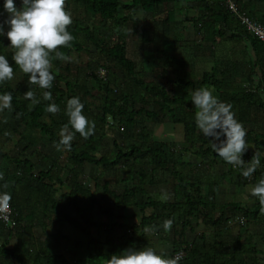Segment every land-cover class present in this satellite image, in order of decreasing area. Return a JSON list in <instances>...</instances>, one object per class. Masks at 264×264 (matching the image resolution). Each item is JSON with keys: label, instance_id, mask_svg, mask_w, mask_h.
Wrapping results in <instances>:
<instances>
[{"label": "trees", "instance_id": "obj_1", "mask_svg": "<svg viewBox=\"0 0 264 264\" xmlns=\"http://www.w3.org/2000/svg\"><path fill=\"white\" fill-rule=\"evenodd\" d=\"M183 1L129 0L124 3L121 0H65L66 9L69 10L71 7L82 9L86 18L84 22L73 20L67 26L74 39L67 46H57L56 53L58 51L69 57L72 51L82 52L84 44L90 43L101 55L100 70L104 71L108 77L110 76V79L116 78L117 72L122 77L119 85L113 86L112 80H103L97 75L91 74L90 77L98 90L97 95H93L85 83L69 81L63 71L69 72L70 69L67 67L69 59H62L56 54L54 56L55 66L60 73L54 74L55 79L50 89L40 88L29 80L30 74L23 73V79L29 87L28 90L35 92L39 103L32 105L28 98L19 99L10 86V80L0 82V93L11 92L13 96L12 106L8 108L12 119V129L10 130L13 133L24 127L27 131L45 138L48 144L56 145L60 138L56 137L53 128L68 124L66 105L67 100L73 96L80 97L84 103L82 111L90 120L95 121V131L87 138L82 137L69 125L70 130L74 132V138L71 148H64L67 153L66 162L64 164L54 162L48 170L35 171V165L29 159L4 152L3 141L0 138V172L3 173V176L0 177V191L9 192L12 195L10 209L15 222L13 227L3 226L0 222V231L8 230L7 240L0 245V261L6 264H100L113 254L133 248L136 243L134 228L124 226L126 233L115 242L109 239L103 243L91 241L92 246L89 248L92 247V249L88 255L71 253L70 259H67L61 254L48 252L45 244L34 236L33 228L38 224L42 230H45L44 222L49 218H55L57 224H67L84 234H87L92 228L108 227V225L92 221V215L98 202L93 198L90 189L78 182L83 174V166L92 165L103 170H110L120 163L126 166L138 163L146 166V170L137 173L140 184L125 187L120 194L111 192L108 189V184L101 183L97 177L92 178L93 183L95 187L102 188V196L108 195L116 207H133L139 210L143 215L140 219L142 230L153 227L159 222L163 224L166 219H172L173 224L170 231L173 240L171 245L174 248L179 245L185 246V251L189 253L190 264H256L253 257H250L247 262L239 259L240 250L237 238L228 245L224 243L223 238L229 229L227 225L235 217L241 216L248 222H253L256 219L263 220L264 211L261 208L264 203H261L258 197L255 196L251 209L247 205L236 203L216 205L215 194L219 185L214 182L210 183L212 186L205 194L203 188H206L209 182L200 177L196 178V182H185L178 170L181 163H178L174 156L166 151V146L163 143L147 142L149 144L136 145L137 143H134L136 141L131 139L134 144L127 152H118L113 157L104 155L99 159L94 155L103 145L113 124L133 127L135 119L144 116L151 122L168 119L173 124H182L185 144L193 147L195 138L198 136L200 147L196 153L197 156L215 157L217 154L209 143L210 139L200 134V130L195 124L193 110L195 106L191 102V94L199 86L213 88L222 101L231 103L232 111L235 112L237 119L243 125L251 120L258 122L262 115L264 117V72L262 70L263 63L260 60L264 55V43L250 36L244 26L233 18V15L222 3L201 0V15L198 18H186L185 21L191 23L196 34H209L213 40L218 38L226 42H243L253 52V59L249 61V64L257 78L254 77L250 80L249 90L243 92L225 89V77L216 70L203 73L198 79L192 81L185 79L187 62L178 59L177 51L184 48L186 44L175 32L179 23H177L174 13L165 10L167 6ZM2 5L3 0H0V16L6 18L7 13ZM234 5L239 12L255 19L251 13L238 7L236 2ZM138 7L143 13L153 16H160L165 11V18L162 20L163 29L159 33V38L155 32L150 33L147 28L139 29L137 27L133 29L130 36L132 39H137L135 40L137 49L141 50V53L144 45L151 44L153 46L155 65L163 73L168 69L174 71L171 76V90L166 86L146 82L139 78L135 72V61L127 53V37L121 32L109 33L107 40H103L98 33L101 25L113 26L117 24V28H122L123 23L127 20L122 18L119 21L120 12L131 13ZM8 44V39H4L0 35V53L8 56L14 73H16L19 66L12 60L15 49L7 47ZM64 63L65 66L61 67V64L64 65ZM61 85L64 87L62 88ZM132 86L138 87L140 91L145 92V95L136 99L131 91ZM45 91L52 93V100L44 98ZM89 100L95 101V103L92 104ZM52 102L59 105L60 111L56 113L47 111L46 106ZM137 103L142 104L143 108L135 110ZM148 105H152V111L144 109ZM45 118H48L51 124H47ZM0 127L2 128L0 134H2L6 130L5 128L10 127V124L5 123ZM260 140L264 142V135H256L252 131H247L246 141L253 146V152L243 154L244 161H250L254 153L262 151ZM35 155L43 161V157L38 151ZM232 168L235 169L236 166ZM240 170L237 174L240 182L237 181L234 185L256 184L264 177V158L252 175L245 177L242 171L240 174ZM231 172L230 168L222 174V180L228 177L232 178ZM144 181L150 186L169 185L173 199L163 202L148 197ZM55 185H66L70 189V192L64 194L63 198L67 203L68 210L75 212L84 222L83 224L71 220L67 213L62 212L61 202L56 198ZM146 210H152L153 213L144 216ZM101 212L106 215L108 223L112 224V212L110 210H101ZM190 218L200 220L206 231L211 233L212 243L205 240L204 234L200 236L202 242L199 244L193 243L190 247L185 242V233L193 232V228L189 224ZM52 239L56 241L64 238L57 233L52 235ZM139 246L137 249L149 247L144 242H141ZM84 248L86 250V247ZM183 262L179 264H183Z\"/></svg>", "mask_w": 264, "mask_h": 264}, {"label": "rangeland", "instance_id": "obj_2", "mask_svg": "<svg viewBox=\"0 0 264 264\" xmlns=\"http://www.w3.org/2000/svg\"><path fill=\"white\" fill-rule=\"evenodd\" d=\"M128 1L129 0H121V2L124 3H127ZM212 1L222 3L225 8H227L226 0ZM16 2L17 7H19L20 0H16ZM200 3L201 0H184L182 3L171 4L165 8L166 11H172L174 13V17L178 21L177 23H179L177 28H175V32L184 44H186L184 48L177 51L178 59L188 61L192 59V56H195L197 59L196 64H191L192 72L189 76H185V79L187 81L198 79L203 70L209 73L210 68H213L225 77V89L234 92L249 90L250 80H252L254 76L249 64V61L253 59L249 48H247L242 42H226L218 38L213 40L209 34H196L191 23L185 21L186 18H198V16L201 15L202 8ZM70 11L72 13V21L78 20L84 22L86 17L82 9L71 7ZM122 18L127 20V22H124V25L121 24L122 28L120 29L117 28V24H114L113 26L107 24L99 27L98 33L101 35L102 39L107 40L109 38V33L111 32H121L122 35L127 37V53L128 56L135 61V72L139 78L146 82H153L155 84L157 83L159 85L166 86L167 89L171 90V76L174 74V71L172 69H168L165 73H163L161 69L155 65V53L153 46L151 44L144 45L142 49L143 52L141 53V50L137 49L135 41L137 39H132L130 36L133 29L137 27L139 29H149L150 33L155 32L159 38V33L161 32V29H163L162 20L165 18V11L160 16H153L152 14L143 13L141 8L138 7L131 13L120 12L118 17L119 21ZM4 19L5 18L0 16V22L4 21ZM1 36L4 37V39L7 38L6 36ZM85 45L88 50H83L82 52L72 51L69 55L71 59H69L67 67L70 70L69 72L67 70H63L65 71L64 75L68 77L69 81L85 83L93 95H97L98 90L90 77L91 74L97 75L103 80H112L111 83L113 86L119 85L120 81H122L121 75L117 72V77L110 79V76L108 77L104 71L100 70V67L102 66L101 55L96 52L94 48L90 47V43H86L84 46ZM55 54L56 50H52L50 55L52 67L50 70L54 74L60 73L55 66ZM64 66L65 63L64 65L61 64V67ZM23 73L24 72H22V70L18 67L17 72L14 73L13 78L10 80V86L15 91L19 99L26 98L24 93L29 88L28 84L23 79ZM61 87L63 88L64 86L61 85ZM200 87L205 86H199L198 88ZM207 88L212 89L213 94L218 96L220 99L219 94L213 88ZM131 91L134 93L136 99L145 95V92L140 91L138 87L132 86ZM89 101L92 104L95 103V101ZM96 101L98 103V100ZM141 108H143L142 104L137 103L135 109L139 110ZM144 109L152 111L153 107L152 105H148V107H144ZM193 110L195 112L197 109L194 107ZM45 119L48 121V118ZM5 123L10 124V127L5 128L6 130L0 134V138L3 141V151L12 156H20L21 158L29 159L32 163H34L35 171L45 169L50 159L59 163H63L66 160V154L62 148L58 149L55 145L48 144L45 138L27 131L24 127H21L16 133H13L10 130L12 129V119L8 108L0 111V125ZM175 127L176 125H173L168 119L151 122L144 116L136 118L135 126L133 127H130V125L125 126L113 124L112 130L104 140L101 148H99L100 150L95 153V156L99 159L104 155L113 157L118 152H127L133 144L132 140L136 141L134 142L135 144L137 143L136 145H141L142 143L147 142L163 143L166 146V151L174 156V159L178 163H181L178 170L185 182H196L197 177L209 182V185H207L206 188H203L205 194L212 186L210 183L214 182L217 183V185H222L224 182H228L227 179L222 180L223 176L221 174L224 171L227 172V169L231 168L232 184L239 181L237 174L240 169L241 174V167L226 162L223 158L219 157L216 152L215 153L217 155L215 157L197 156L196 153L200 147V143L197 140L198 136L195 138L194 146L189 147L184 142L182 129H176ZM248 128L250 131L258 135H263L264 119L262 118L261 120H258L257 123L248 126ZM0 129L2 128L0 127ZM199 133L202 134L200 131ZM130 136H132V138H130ZM208 138L211 139L210 137ZM259 143L260 148L262 149V161L264 158V142L260 140ZM36 151H38L43 157V161L40 160V157H36ZM247 153L252 152L248 150ZM233 166H236V168H232ZM86 167L85 176L82 179L84 183L90 184L91 181L94 182L92 178L96 176L99 178L101 183L108 184V189L111 192H115L117 194H120L125 187L139 185L140 181L137 173L141 170H146V166L144 167L138 163L127 166L120 163L110 170H103L92 165ZM143 184L148 197L163 202L173 199L171 197L172 191L169 185L166 184L160 187H150L147 186L146 181H144ZM55 191L56 198L61 202L62 210L68 214L71 220L83 224L84 222L79 218V216L67 208V203L63 198V193L67 191V188H60L59 186H56ZM237 191L240 192L236 193L242 192V190ZM92 194L93 198L98 202V206L95 208L92 215V221L108 225V227L102 226L100 228H92L89 229L87 234H84L73 229L67 224H57L55 218H49L44 222V225H46L45 230H42L40 226V228H34V236L45 244L48 252L61 254L67 259H70L71 253L85 254L86 256L92 249V247L89 248V246H92V244H90L91 241L103 243L105 240L109 239L110 241L115 242L126 233V230L123 228L126 226L134 228L133 233L136 243L133 248L137 249V247H140L139 245L141 242H144L146 246L155 249L158 254L166 257H177L178 264L182 263L184 260L186 262H183V264H190L189 253L185 251V246L179 245V247L177 246L174 248L171 245L173 240L171 234L172 232L170 229L165 230L161 222L153 227L147 228L151 229L150 231L146 229L142 230L140 227V219L143 215L139 212V210L133 207H116L115 203L108 195L101 196L102 194L100 188L93 189ZM234 199L238 200L239 198L234 197ZM101 210H110L112 212V224L108 223L106 215L103 214ZM152 213V210H146L144 212V216H149ZM234 223L236 224V228H232L231 233L237 232V226H239L240 223L239 218L235 217ZM189 224L192 226L193 232L187 231L185 233V242L190 245V247L193 243L199 244L202 242L200 237L202 234L205 235L206 241H209L212 238L211 233L206 231L199 219L190 218ZM227 227L229 226L227 225ZM57 233H59L64 239L56 241L53 240L52 235ZM229 233L230 229L227 230V234ZM7 237L8 230L2 229V231H0V245L7 240ZM84 247H86V250ZM105 261L106 260L100 264H105ZM0 264L6 263L0 261Z\"/></svg>", "mask_w": 264, "mask_h": 264}, {"label": "clouds", "instance_id": "obj_3", "mask_svg": "<svg viewBox=\"0 0 264 264\" xmlns=\"http://www.w3.org/2000/svg\"><path fill=\"white\" fill-rule=\"evenodd\" d=\"M2 7L7 16L0 22V35L7 37V47L15 49L12 60L22 72L30 74L32 83L42 89H50L55 79L50 70L51 51L56 50L57 46L69 45L74 39L67 27L72 23V13L65 8V0H20L19 7L16 0H3ZM56 55L65 60L71 59L58 51ZM13 76L14 70L8 56L0 53V82L11 80ZM43 95L46 100H52L50 91H45ZM24 96L31 100L32 105L40 102L33 90H27ZM12 99L11 92L0 93V111L10 108ZM191 102L197 109L195 124L203 136L211 138L209 143L212 149L226 162L241 167L245 177L252 175L261 164V153H254L248 162L243 160V153L247 150V129L236 118L232 104L220 100L207 87L193 90ZM83 108L84 103L79 96L67 100L69 121L60 129V139L56 142L58 149L71 148L74 132L69 125L84 138L94 133L95 121L84 114ZM46 109L51 113L60 111L55 102L49 103ZM251 192L264 203V177L252 187ZM11 199V193L0 191V210L8 209ZM172 224V219H166L163 228L168 230ZM105 264H178V258L158 254L152 247L127 248L111 255Z\"/></svg>", "mask_w": 264, "mask_h": 264}, {"label": "crops", "instance_id": "obj_4", "mask_svg": "<svg viewBox=\"0 0 264 264\" xmlns=\"http://www.w3.org/2000/svg\"><path fill=\"white\" fill-rule=\"evenodd\" d=\"M233 1H234V3L235 2L237 3L238 7L244 9L247 13H251L252 16L256 20H258L262 25H264V0H233ZM90 47L94 48L92 45ZM84 50H88L86 45L84 46ZM251 54H252V57H253V52L252 51H251ZM191 58H192L191 60H188V61L185 60L187 62L185 74L188 75V76L192 72L191 71V64L192 63L193 64L197 63L196 62L197 61L196 57L193 58V56H192ZM260 60L263 63L262 70L264 72V55L261 56ZM212 70H214V69L210 68L209 73ZM203 73H207V72L203 70L201 72V75ZM254 77H255V75L253 76V78ZM255 78H257V77H255ZM262 118L264 119L263 115L259 118V120H261ZM255 123H257V121H255V120L247 121L244 124V127L247 129V131H250L248 126L254 125ZM47 124H51V121L49 119L47 121ZM173 125H176V127H175L176 129L177 128L178 129H182V131L184 129L182 124H173ZM61 128H62L61 126L53 128L55 130V135L58 138H60L59 132H60ZM108 134H107V136H108ZM256 135H258V134H256ZM51 145H55V144H51ZM250 146H251V149H250ZM246 147H247V150L243 154L247 153L248 150L250 152H253V146L251 144L247 143ZM62 149L64 150V148H62ZM98 150H100V149H98ZM64 152H65V150H64ZM261 152L262 151H260L259 153H261ZM95 153H94V155H95ZM65 154H66V157H67V153L66 152H65ZM54 162L57 163V161H54V160L50 159L48 161V163H47V167L45 168V170L50 169L51 165ZM65 162H66V160L62 164H64ZM245 162H248V161H245ZM86 166H90V165H84L83 166V174L79 178L78 182L80 184H82L84 187L89 188L91 193L93 192V189L100 188L101 189V194H102V188L101 187H95V185H94V183L92 181L90 182V184H87V183H84V181L82 180L83 177L85 176V170L87 169ZM227 170H229V169H227ZM224 173H225V171L222 172L221 174H224ZM227 180H228V182H226V183L224 182L222 185L218 186V190H217V192L215 194V203H216V205L219 206V205H224V204L236 203V204L247 205L249 207V209L253 208V204H254V201H255V196L252 194L251 189H252V187L255 184L248 183V184H245V185L241 184L240 186H236V185L232 184V182H231L232 178L228 177ZM56 186H59L60 188H63V187L67 188V191L65 193H63V195L70 192V189L66 185H63V186L55 185L54 189H56ZM147 186H150L149 183L147 184ZM160 186H162V185L150 186V187H160ZM236 189L237 190H242V192L241 193H236V192H240V191H237ZM221 196H222V199H221ZM234 197L239 198V199L236 200V199H234ZM261 210L264 211V206L261 208ZM62 212H64V211L62 210ZM238 218L240 220V223H239V226H237L238 227L237 228V232L231 233V229L232 228H236V224L234 223V219L235 218H233L228 224V226H229L228 228L230 229V233L227 234L223 238L224 243L228 245V244L232 243L237 238L238 242H239V250H240L239 254H238V257H239L240 260H244L245 262H247L248 259H250V257H253L256 264H264V217H263V220L262 219H259V220L256 219L253 222L252 221L248 222V221H246V219H244L241 216L238 217ZM35 227H39L38 224ZM34 228H33V233H34ZM212 240L213 239L211 238L208 242L212 243ZM252 250L254 251L253 254H252Z\"/></svg>", "mask_w": 264, "mask_h": 264}, {"label": "built area", "instance_id": "obj_5", "mask_svg": "<svg viewBox=\"0 0 264 264\" xmlns=\"http://www.w3.org/2000/svg\"><path fill=\"white\" fill-rule=\"evenodd\" d=\"M226 7L230 14L233 15V18L244 26L246 32L250 36L264 43V26L260 22L247 16L243 12H239L231 0H226ZM0 222L6 227L15 226L10 207L8 209L0 210Z\"/></svg>", "mask_w": 264, "mask_h": 264}]
</instances>
